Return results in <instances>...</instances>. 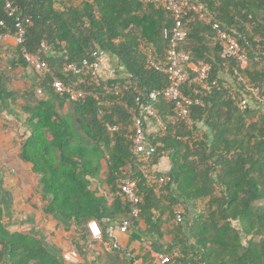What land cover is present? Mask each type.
Wrapping results in <instances>:
<instances>
[{
	"label": "trees",
	"instance_id": "1",
	"mask_svg": "<svg viewBox=\"0 0 264 264\" xmlns=\"http://www.w3.org/2000/svg\"><path fill=\"white\" fill-rule=\"evenodd\" d=\"M198 1L250 43L249 62L243 68L234 58H223L210 25L196 20L187 27V35L177 49L190 54L194 63L210 64L211 78L219 81V88L203 98L204 106L192 108L193 121L197 122L193 130L184 122L172 120V104L160 98L157 108L167 132L154 142L158 145L154 162L167 155L174 169L162 175L168 179L166 194L157 198L137 169L127 139L138 92L124 94L122 102L127 107L106 105L102 96L96 100L91 95L93 87L88 86V78L65 73L64 65L90 58L99 48L116 56L119 67L139 82L140 92L162 91L169 84L168 77L148 68L140 46L150 44L160 58L165 57L172 44L164 38V30L172 35L176 28L172 14L144 0H0V20L6 21L8 29L13 30L14 23L5 14L7 2L19 6L20 14L33 21L26 43L18 46L9 60L12 68L29 67L23 48L35 55L43 42L51 47L50 53L42 55L53 76L38 82L35 75L31 90L22 97L30 136L20 144V158L33 163L36 173L42 176L44 193L52 197L51 207L59 198L64 197L66 202L69 197L80 199L77 190L85 191L88 185L83 179L86 166L99 164L100 160L106 164L105 181L118 196H123L122 180H137L144 199L139 216L133 217L130 203L121 198L114 201L112 215L123 217L120 225L132 221L127 232L132 230L133 241L141 239L139 223L144 220L150 232L159 236L157 253L170 254L178 248L183 255L178 259L180 264H264V0ZM1 63L0 102L13 97L9 88L14 80ZM54 77L66 85H80L88 96L71 101L55 95ZM240 77L254 86V92L248 94L251 105L245 111L238 108L231 94L237 89L243 91ZM120 79L115 74L104 81L99 94L105 84ZM226 84L229 89L224 88ZM39 87L44 89L43 96L36 92ZM106 99L116 102L119 98L108 94ZM108 126L119 130L110 132ZM201 128L207 131L199 143L192 146L185 141ZM88 150L92 151L91 161ZM75 154L82 164L72 159ZM181 202L196 204L198 213L163 231L168 226L163 217L175 219L174 208ZM4 212L0 188V264H61L34 236L7 230ZM100 225L104 237L107 232ZM187 240H192L196 248L193 258ZM131 259L137 261L135 264L144 261L134 255ZM132 260L127 261L134 264ZM145 260L156 264L149 257Z\"/></svg>",
	"mask_w": 264,
	"mask_h": 264
},
{
	"label": "built area",
	"instance_id": "2",
	"mask_svg": "<svg viewBox=\"0 0 264 264\" xmlns=\"http://www.w3.org/2000/svg\"><path fill=\"white\" fill-rule=\"evenodd\" d=\"M145 3L153 5L157 9H165L170 12L176 22V28L171 35L169 30H164V38L170 40L172 47L166 51V55L160 58L155 49L147 43H142L140 48L147 57V66L160 74L166 75L169 80L168 86L162 91L140 92V85L132 76L127 75L123 68L114 71L107 69L109 52L97 48L90 58H84L78 62L67 63L64 65V72L75 76H85L88 78V86H92L91 95L100 100L102 96L106 105L122 104L127 107V103L122 102L125 93L134 90L138 92L135 97L137 107L130 133L127 139L131 143V149L137 162V169L142 177L160 194V191L167 185V179L158 176L154 171L155 157L158 153V145L155 140L163 137L167 132V126L160 117L157 105L160 98L173 106V118L179 122H184L189 129L195 128L197 122L193 121L192 108L194 106H204L203 98L207 97L214 90L219 88V81L211 78L212 66L204 61L193 62L192 56L184 51H179L177 45L184 40L187 35V27L194 21H201L210 25L215 33V38L220 42L222 57L234 58L243 68L248 65L250 43L242 35L231 29L228 25L216 19L208 7L198 0H144ZM8 18L13 20V30L7 28L6 21L0 20V42L8 36H12L17 46L26 43L27 31L33 26L31 17H23L20 14V7L11 2H7L4 8ZM244 40V45L241 44ZM51 47L47 42H43L38 54H31L26 49H22L25 62L38 78V82L45 81L53 72L48 62L42 54L50 53ZM115 74L121 76V81L113 84H105L104 91L99 94L103 82L110 79ZM86 84V81H84ZM238 83L243 91L234 90L231 92L232 99L238 108L245 111L251 105V94L254 86L248 79L239 78ZM87 87L85 86L84 89ZM225 89H229L226 84ZM52 90L55 95L66 97L71 101L85 98L88 91L83 90L78 84L66 85L61 79L54 77ZM39 96L44 95V89L39 87L36 90ZM118 96L116 102L106 99V95ZM258 101V100H257ZM119 127L108 126V131L116 132ZM186 139L193 146L199 143L203 136L199 130ZM121 192L125 201L131 205L133 217H138L141 213V205L144 199L139 192L137 180L132 177L122 180L120 185ZM182 211L178 213L177 222L183 221ZM132 221H125L119 228L121 232H127ZM86 231L89 238L93 241H100L103 238V230L97 220H90L86 224ZM162 264H180L174 256L161 257Z\"/></svg>",
	"mask_w": 264,
	"mask_h": 264
},
{
	"label": "crops",
	"instance_id": "3",
	"mask_svg": "<svg viewBox=\"0 0 264 264\" xmlns=\"http://www.w3.org/2000/svg\"><path fill=\"white\" fill-rule=\"evenodd\" d=\"M17 47L12 36L0 42L1 64L14 77L9 88L13 97L4 98L0 102V188L5 207L3 224L7 230L34 236L61 264H124L127 260L131 261L133 255L137 259L143 258V264H148L145 260L147 257L156 264H162L161 257L164 256H174L177 261L183 258L178 248L170 254L157 253L155 246L159 236L150 232L144 220L139 223V229L143 233L140 240H132V230L121 232L117 229L121 226L123 217L119 214L113 216L112 206L117 198H121L123 202L125 199L113 193L107 185L106 164L103 160H100L99 164L86 166L88 175L83 179L88 185L85 191L77 190L81 194L80 199L69 197L66 202L63 197L50 206L52 197L44 193L42 176L36 173L33 163L20 158V144L30 136L26 127L28 117L24 113L25 102L22 97L31 90L35 73L29 67L12 68L9 60L14 58ZM117 68L116 56L109 53L107 69L105 68L104 72ZM206 131V128L199 129L202 136ZM76 155L72 159L82 164ZM78 168L79 173L81 165ZM172 169L173 165L167 155L154 166L158 176L171 173ZM165 189L166 186L160 194L154 189L157 198L166 194ZM174 210L175 219L169 218L168 215L163 217L164 221H168V226H164L163 231L173 225L183 224L199 211L198 206L190 202H181ZM180 211L183 221L178 223ZM90 217L100 220L99 223H102L107 232L100 241L91 240L86 233V224ZM188 244L191 247L192 240L188 241ZM190 253V258H193L196 253L194 246L191 247ZM133 261L134 264L137 262ZM127 263L130 264L129 261Z\"/></svg>",
	"mask_w": 264,
	"mask_h": 264
},
{
	"label": "rangeland",
	"instance_id": "4",
	"mask_svg": "<svg viewBox=\"0 0 264 264\" xmlns=\"http://www.w3.org/2000/svg\"><path fill=\"white\" fill-rule=\"evenodd\" d=\"M119 66V65H118ZM88 157H89V160L91 161L92 160V152H89L88 151ZM56 161H58L57 159H56ZM102 165H103V163H101ZM100 171V170H99ZM86 175H88V173L86 174ZM11 192H13V190H11Z\"/></svg>",
	"mask_w": 264,
	"mask_h": 264
},
{
	"label": "clouds",
	"instance_id": "5",
	"mask_svg": "<svg viewBox=\"0 0 264 264\" xmlns=\"http://www.w3.org/2000/svg\"><path fill=\"white\" fill-rule=\"evenodd\" d=\"M118 68H120V67L118 66Z\"/></svg>",
	"mask_w": 264,
	"mask_h": 264
}]
</instances>
